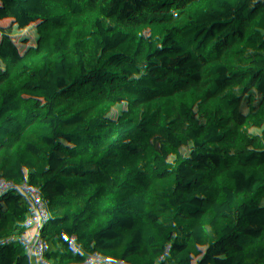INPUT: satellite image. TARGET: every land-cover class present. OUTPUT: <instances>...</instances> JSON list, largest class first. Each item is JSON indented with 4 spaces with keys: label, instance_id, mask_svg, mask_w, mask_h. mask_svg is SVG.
I'll list each match as a JSON object with an SVG mask.
<instances>
[{
    "label": "trees",
    "instance_id": "trees-1",
    "mask_svg": "<svg viewBox=\"0 0 264 264\" xmlns=\"http://www.w3.org/2000/svg\"><path fill=\"white\" fill-rule=\"evenodd\" d=\"M219 255L264 264V0H0V264Z\"/></svg>",
    "mask_w": 264,
    "mask_h": 264
},
{
    "label": "rangeland",
    "instance_id": "rangeland-1",
    "mask_svg": "<svg viewBox=\"0 0 264 264\" xmlns=\"http://www.w3.org/2000/svg\"><path fill=\"white\" fill-rule=\"evenodd\" d=\"M257 49H252L250 50V53H256ZM229 62L228 59L224 60L223 62H221L220 64H218V66L220 67H224L227 65V63ZM101 166H103V163H100ZM253 189H244L242 190L238 195L234 196L233 198H231L229 201H227L224 205L223 208L229 210V211H234V209L236 207H238L243 200H245V198H247L248 196H250V194L252 193ZM262 224V222L260 221H249L246 223H241L240 221H238V219H234L231 222H228L224 225V232L227 233H231L233 234L235 237L243 239L245 237L246 234H249L251 232H254L255 230H257V228H259V226ZM80 242L79 237L75 236L70 238L67 243L65 248L67 250H70L71 247L78 245ZM223 257V255H219L214 259H200L199 261L202 264H214L218 259H221Z\"/></svg>",
    "mask_w": 264,
    "mask_h": 264
}]
</instances>
